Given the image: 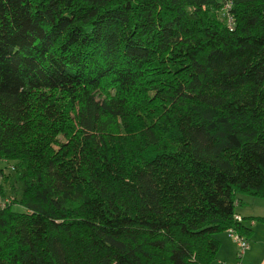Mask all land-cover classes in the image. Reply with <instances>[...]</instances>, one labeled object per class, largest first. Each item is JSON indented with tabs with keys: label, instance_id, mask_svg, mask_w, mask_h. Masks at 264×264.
Listing matches in <instances>:
<instances>
[{
	"label": "trees",
	"instance_id": "trees-1",
	"mask_svg": "<svg viewBox=\"0 0 264 264\" xmlns=\"http://www.w3.org/2000/svg\"><path fill=\"white\" fill-rule=\"evenodd\" d=\"M221 7L0 0V264H211L264 224L234 218L264 198V0Z\"/></svg>",
	"mask_w": 264,
	"mask_h": 264
},
{
	"label": "crops",
	"instance_id": "crops-1",
	"mask_svg": "<svg viewBox=\"0 0 264 264\" xmlns=\"http://www.w3.org/2000/svg\"><path fill=\"white\" fill-rule=\"evenodd\" d=\"M241 205L242 201L237 207ZM236 213L242 218L252 217L245 211L236 210ZM242 222L251 230V234L246 237L249 246L240 257L242 264H264V224L253 219ZM225 233L216 235L219 240V249L211 264H236L237 262L235 242L227 231Z\"/></svg>",
	"mask_w": 264,
	"mask_h": 264
},
{
	"label": "built area",
	"instance_id": "built-area-1",
	"mask_svg": "<svg viewBox=\"0 0 264 264\" xmlns=\"http://www.w3.org/2000/svg\"><path fill=\"white\" fill-rule=\"evenodd\" d=\"M218 1L222 5L221 10H220V16L224 20V22L226 23V26L231 29L233 27V24H234L233 23V17L230 13V9L232 7L233 0H218ZM1 181H2V176L0 175V183H1ZM11 201H12L11 195H8L6 193H4V194L0 193V210L7 207L8 205H10ZM234 218L237 221H242V217L240 215H238L237 213L234 214ZM227 232L232 237V239L236 245V249H237V262H236V264H242L240 257L249 246L248 240L245 236L237 233L236 231H234L232 229H228Z\"/></svg>",
	"mask_w": 264,
	"mask_h": 264
},
{
	"label": "rangeland",
	"instance_id": "rangeland-1",
	"mask_svg": "<svg viewBox=\"0 0 264 264\" xmlns=\"http://www.w3.org/2000/svg\"><path fill=\"white\" fill-rule=\"evenodd\" d=\"M8 170V168L6 169ZM6 194L11 195L12 198L15 197L13 193L9 190V188H6ZM242 205L240 207H236L237 211H245L250 216H263L264 215V198L255 197L251 195H239ZM14 209H18L19 206L13 205ZM219 234H226L225 232L217 233ZM215 234V236L217 235ZM217 237V236H216Z\"/></svg>",
	"mask_w": 264,
	"mask_h": 264
}]
</instances>
